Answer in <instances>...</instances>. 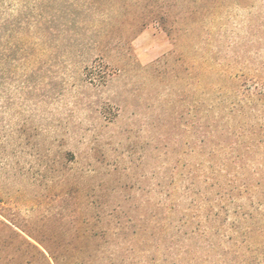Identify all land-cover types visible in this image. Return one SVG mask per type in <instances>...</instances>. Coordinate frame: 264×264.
<instances>
[{
  "label": "rangeland",
  "instance_id": "obj_1",
  "mask_svg": "<svg viewBox=\"0 0 264 264\" xmlns=\"http://www.w3.org/2000/svg\"><path fill=\"white\" fill-rule=\"evenodd\" d=\"M75 1L110 76L42 107L59 136L27 114L0 143V264H152L171 237H197L186 264L264 256V71L217 50L224 0Z\"/></svg>",
  "mask_w": 264,
  "mask_h": 264
},
{
  "label": "trees",
  "instance_id": "obj_2",
  "mask_svg": "<svg viewBox=\"0 0 264 264\" xmlns=\"http://www.w3.org/2000/svg\"><path fill=\"white\" fill-rule=\"evenodd\" d=\"M81 10H90L86 1L0 0V143L3 145L17 142L27 114L39 125V131L59 136L56 129L49 128L42 107L60 101L69 84L87 89L107 83L110 74L97 53L101 52L100 44L82 32L88 21L78 17ZM222 19L217 50L238 77L256 81L264 71V0H224ZM81 25L84 27L78 30ZM61 65L73 68V75L63 79L64 87L58 89L56 80L66 73L54 68ZM77 74L80 79L76 85L73 76ZM6 159L0 154V160ZM193 240L197 237H171L159 242L152 264H186ZM210 264H264V256L225 251Z\"/></svg>",
  "mask_w": 264,
  "mask_h": 264
}]
</instances>
